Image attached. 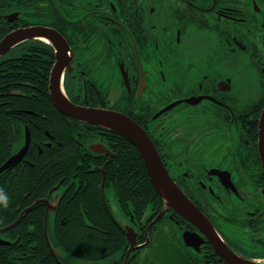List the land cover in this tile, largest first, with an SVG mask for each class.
<instances>
[{
	"label": "flooded vegetation",
	"instance_id": "1",
	"mask_svg": "<svg viewBox=\"0 0 264 264\" xmlns=\"http://www.w3.org/2000/svg\"><path fill=\"white\" fill-rule=\"evenodd\" d=\"M30 26L55 37L27 39L1 58L10 64L0 71V167L24 153L0 172V264H121L131 243L108 190L137 232L129 258L146 239L148 216L131 218L117 192L125 143L57 109V62L68 99L137 121L230 248L263 262L264 0H0V39ZM32 75L46 76L44 86ZM161 211L181 231L198 230ZM72 233L111 243L121 234V256L88 258ZM199 253L221 262L207 237Z\"/></svg>",
	"mask_w": 264,
	"mask_h": 264
},
{
	"label": "water",
	"instance_id": "2",
	"mask_svg": "<svg viewBox=\"0 0 264 264\" xmlns=\"http://www.w3.org/2000/svg\"><path fill=\"white\" fill-rule=\"evenodd\" d=\"M49 37L54 39L55 34L42 26L21 27L12 30L0 39V57L22 41L30 38L45 40ZM57 55L59 60L60 56L58 51ZM49 88L53 103L62 114L75 120L95 124L112 130L126 137L137 147L144 161L150 181L163 199L165 207L178 213L188 220L193 227L198 229H187L181 233L182 241L186 247L192 248L198 252L200 250V244L204 241V237H207L216 253L226 264H264V261L260 262L248 259L230 248L209 218L193 203L170 176L153 140L137 121L127 114L114 109L88 107L73 103L68 99L62 88V76L58 62L51 72ZM28 140L29 134L27 133V143ZM258 141L260 157L264 166V107L259 117ZM23 153L24 150L7 160L6 163L0 167V172L14 164ZM160 214L161 212L147 226L146 241L143 242L141 246L148 244V230L160 218ZM122 229L131 243L125 260L122 263L126 264L130 252L139 246H135L137 232L134 227L130 225Z\"/></svg>",
	"mask_w": 264,
	"mask_h": 264
},
{
	"label": "trees",
	"instance_id": "3",
	"mask_svg": "<svg viewBox=\"0 0 264 264\" xmlns=\"http://www.w3.org/2000/svg\"><path fill=\"white\" fill-rule=\"evenodd\" d=\"M9 64L10 62L3 61L2 59H0V71H2V69L9 70ZM8 70H6L7 73L4 75V77L6 78H10L11 75ZM46 78H47L46 76L32 75L28 79L38 84L37 86L43 87ZM114 133L121 138L120 139L121 141L123 140L122 142L125 143L124 145L120 143V147L122 148V150L124 148L125 150L119 152L116 155V160L118 159L116 164L118 165L117 180L119 185L117 186L118 188L117 192L120 198H124L128 201V203L125 204V207H126V212L129 213L130 217L131 216L135 217L134 215H136V213L141 215L150 206L151 214L150 216H148V221H149L154 217H156L163 208L164 206L163 199L161 198V196L158 194L153 184L151 183L144 161L137 147L126 137L119 135L116 132ZM69 165L72 166L75 165V163L71 162L69 163ZM65 180H68V178H65ZM119 204L120 207L123 206L122 203ZM166 216L173 223L169 215ZM97 221L102 222L103 220H97ZM148 221L146 222V224L148 223ZM153 228L154 227L152 226L149 231L150 242L148 246L154 248L156 254L151 255L152 254L151 252L148 256L146 255L145 257L143 256L142 258H139L137 256L138 252H136L133 255H131V257L129 258L126 264H207L204 263V261H202L201 259L198 258L195 259L194 257L191 256V254L189 253L191 252V250L184 245L181 236L178 232V229L177 232L179 235L178 234L177 236H175L176 234L175 235L172 234L171 236L163 235L162 242H157L159 241L158 238L155 240L153 236H151L152 231L154 232L157 231L156 229L153 230ZM104 237L105 235L99 236V238L98 237L93 238L92 241L89 239V242H92L93 245H95L96 247L93 248L91 243H85L82 245V249L84 250L90 249L91 250L90 252H92L95 255L103 252H108V254H114V257L121 256V253L119 252L121 251L120 248L122 247L121 234L118 236L116 233H113L112 243L107 239V235L106 238ZM123 242H124V238H123ZM217 264H225V263L221 261L220 263Z\"/></svg>",
	"mask_w": 264,
	"mask_h": 264
},
{
	"label": "rangeland",
	"instance_id": "4",
	"mask_svg": "<svg viewBox=\"0 0 264 264\" xmlns=\"http://www.w3.org/2000/svg\"><path fill=\"white\" fill-rule=\"evenodd\" d=\"M107 193L109 194L110 196V201H109V204H110V207L113 211V214L115 216V218L117 219V221L121 224V226L123 225L124 227H128L130 226L129 222L124 219L125 217H123L122 214H120V207L118 204L115 203V200L113 199V195H112V192L110 190L107 191ZM151 214V207L149 206V208L144 211L141 215L136 213V215L134 216H150ZM168 215L167 213H165V215L155 223V225L153 226V230L156 229L154 231H152L151 233V236H153V238L156 240L158 238L159 241L157 242H162V236L164 235H167V236H171L172 234H176L175 236H177L178 232H177V226L176 224H174V221L173 223L168 219V217L166 216ZM150 218V217H149ZM152 220V219H151ZM151 220L148 221V223L151 222ZM147 223V224H148ZM161 227V228H160ZM151 228V227H150ZM150 231V229H149ZM148 231V236H150V232ZM88 234V233H87ZM179 235V234H178ZM72 237L76 240V241H81L82 243H91L92 246L93 243L92 242H89V236H85V234H82L81 236H78V235H75L72 233ZM182 239V238H181ZM74 241V240H72ZM149 242H150V239H149ZM148 242V244H149ZM101 243V242H100ZM148 244H146L143 248H140L138 251V254L137 256L139 258H142L143 256L145 257L146 255L148 256L151 252L152 254L151 255H155L156 254V251L154 248H151L150 246H148ZM96 247V246H95ZM93 247V248H95ZM140 247V246H139ZM91 250L90 249H82V253L86 256V257H91V258H95V254H93L92 252H90ZM189 252V251H188ZM193 252V253H192ZM103 253H106V252H103ZM191 254L192 257H194L195 259H201L202 261H204V263H207V264H212L210 261H207L205 260L209 255H207V253H199V252H196L194 251L193 249H191V252H189ZM197 256H195V255ZM200 261V260H198Z\"/></svg>",
	"mask_w": 264,
	"mask_h": 264
}]
</instances>
